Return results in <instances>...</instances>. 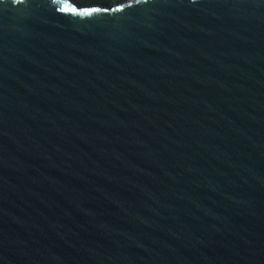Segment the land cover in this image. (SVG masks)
Instances as JSON below:
<instances>
[{"label": "water", "instance_id": "1", "mask_svg": "<svg viewBox=\"0 0 264 264\" xmlns=\"http://www.w3.org/2000/svg\"><path fill=\"white\" fill-rule=\"evenodd\" d=\"M0 264H264V0H0Z\"/></svg>", "mask_w": 264, "mask_h": 264}, {"label": "snow or ice", "instance_id": "2", "mask_svg": "<svg viewBox=\"0 0 264 264\" xmlns=\"http://www.w3.org/2000/svg\"><path fill=\"white\" fill-rule=\"evenodd\" d=\"M64 10H66V11H75V9H71V8H65ZM92 11H96V10H92Z\"/></svg>", "mask_w": 264, "mask_h": 264}]
</instances>
